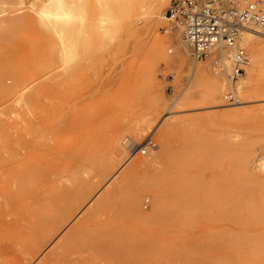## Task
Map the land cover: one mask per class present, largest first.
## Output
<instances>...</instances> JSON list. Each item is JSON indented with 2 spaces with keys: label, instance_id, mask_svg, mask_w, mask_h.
I'll return each instance as SVG.
<instances>
[{
  "label": "rangeland",
  "instance_id": "1",
  "mask_svg": "<svg viewBox=\"0 0 264 264\" xmlns=\"http://www.w3.org/2000/svg\"><path fill=\"white\" fill-rule=\"evenodd\" d=\"M45 1L0 0V63H6L11 70L0 77V85L5 83L13 87L18 79L21 83L20 93L3 94L0 90V226L2 221L11 218L9 215L15 207L24 203V196L13 200L10 195H24L33 188V176L37 172L34 161H43L47 166L49 187L62 199L55 206V214L59 209L56 216L64 224L46 242L35 238L19 240L18 249L0 255V264H109L110 260L105 259L108 261L105 262L103 258L102 262L96 259L86 263L83 252H88L82 250L81 244H75L73 251L64 250L55 255H51V251L85 216L94 221L91 220L89 226L95 228L90 230L92 233L103 228L104 219L111 225L107 216L116 210L114 201L121 202L116 200L120 192L116 194L114 190L133 192L140 200V210L136 214H150L154 207L153 196L158 194V189L159 193L165 189H161L163 186L157 188L158 184L149 185L153 176L165 166L172 167L170 162L182 159L184 153V159L196 176L211 180L223 175V171L229 173L230 163L226 162L223 167V153L204 146L216 140L208 138L213 132H208L210 128L225 130V145L237 148V157L244 165L238 174L240 219L231 225L241 240L239 259L233 258V263L264 264V183L260 182H264V169H261L264 167V91L258 90L264 86V62L257 58V48H254L255 43L264 44V34L245 32L251 35L250 41L244 40L243 44L250 63L244 74L234 81L229 77L231 70L225 73V69L216 68L211 60L194 59L180 34L163 32L168 23L163 15L171 0H165L153 21L151 33L145 28L144 18L137 16L133 18L132 28L124 30L125 35L123 32L113 41L99 33L96 0H65L67 9L74 14L72 21L59 34L45 33L36 20L38 7ZM12 18L17 20L13 29L8 27ZM154 38L161 44L165 57L161 58L155 51ZM61 47L66 50L60 57ZM38 59L50 62L48 69L39 76L41 81L47 79L48 82L43 114L23 100L37 86L38 79L32 80V71ZM193 66L201 70L200 76L190 77ZM214 85L220 89L218 96L207 97L206 91ZM229 92H235L239 103L225 98ZM220 98L226 105H218ZM230 109H239L240 113H226ZM197 115L217 118L214 122L188 120ZM147 117L152 118L151 127L144 128ZM169 121L176 123L177 129L170 134V147L165 151L162 134L171 124ZM113 134H120V141L128 139L126 152L122 151L125 149L122 144L119 149L110 143ZM131 144L135 146L133 150ZM146 144L147 153L138 152V147ZM229 154L225 155L228 159L231 158ZM143 158L151 161L138 163ZM247 175L255 177L253 190H248ZM84 193L87 194L82 198ZM106 196L109 201L104 202ZM122 197L123 204L126 200ZM111 201L115 204L113 210L110 209L114 206ZM97 204H101L99 210ZM69 208L73 210L68 211ZM91 209L96 216H91ZM125 210V218L119 216V222L111 218L116 216L112 212L110 218L115 224L119 223L118 226L130 219L129 223L133 221V214L128 213L131 218L127 219L128 210ZM137 220L136 225L133 222L134 225L128 223V226L143 238H158V242L159 238L163 241L173 236L170 219L159 220V227L158 222L150 224H155L154 229ZM206 223L204 220L196 225V234L204 231ZM124 226L119 228L121 232L128 227L126 224L123 229ZM127 230L124 233L131 232ZM159 242H155L150 253L134 252L128 257L114 258L113 264H154L156 256L165 257L163 261L168 263L164 264H173ZM204 244L207 249L209 245ZM158 250L164 255L158 254ZM175 263L179 264L177 260Z\"/></svg>",
  "mask_w": 264,
  "mask_h": 264
},
{
  "label": "bare ground",
  "instance_id": "2",
  "mask_svg": "<svg viewBox=\"0 0 264 264\" xmlns=\"http://www.w3.org/2000/svg\"><path fill=\"white\" fill-rule=\"evenodd\" d=\"M10 1L12 2L18 1L19 3H25L27 0H10ZM164 3H165V0H96V4H97L96 6L97 14L96 15H97V18L100 19L99 27L97 26L99 33L103 36L108 37L110 40L114 38L117 39L119 38L118 36H120L123 32L125 35L126 31L124 30L132 28L131 24L133 22V18L137 16L144 18L145 28L151 33L154 28L153 21L155 20L156 16L159 14ZM73 16H74L73 12L67 9L65 0H47L43 2V4H40V6L38 7V19L36 20L38 21V23L41 26V29L45 33L59 34L63 31V29L65 28V25L72 21ZM163 17L166 18V11ZM8 24H9L8 27H11L13 29L17 25V20L15 18H12V20H10V23L8 22ZM163 32H165L164 28H163ZM245 32L255 34V32H259V30L253 27L244 29V31H242V42H241L242 45L244 44L245 41H250V38H251V35ZM165 33H168V32H165ZM176 33L180 34L179 32H173L169 34H176ZM183 43L186 44L185 42ZM153 47L161 58L165 57L162 51L161 44L156 38H154L153 40ZM254 48H257V58L260 57L259 59L261 60V62H264V44L261 42L255 43ZM65 50L66 48L64 47L59 48L58 53L60 54V57L61 55L62 56L64 55ZM190 54H191V51H190ZM222 61H223V68L221 69L223 70L225 69L224 70L225 73H229L230 70H232V66H233L232 59L230 58L228 54L223 53ZM254 62H256V59ZM249 63L250 62H249V56H248V62L244 67L245 71L247 70ZM182 64L183 65L185 64L183 60H182ZM49 66H50L49 61L41 60V59H38L37 61H35V64L33 65V71H32V77H33L32 80L38 79L37 86L34 88V90L31 93H29V95H27L26 98H23V100L26 99L27 102L30 103L31 106L35 108V111L38 110L40 113L45 111V107L44 108L42 107H43V104L45 103V98H47L46 95L48 91V82H46L47 79L45 77L44 78L46 80L41 81L39 76L46 69H48ZM216 68H219V67H216ZM10 71H11L10 67L6 63H0V77H4L8 75ZM200 74H201V70L197 66H193L190 69V77L200 76ZM20 84H21L20 79L17 80L15 86L13 87H10L6 85L5 83L4 84L2 83L0 85V90L3 94H9V93L17 94L21 92ZM258 90L264 91V86H262ZM219 91L220 89L215 87L214 85L213 87L208 88V91H206L205 95L210 98H215L218 96ZM228 94L235 96L236 99L238 98L235 95V92L233 93L229 92L225 94V98H228L226 97ZM219 100L220 101L218 102V105H226V102L221 100V98ZM234 102H238V99L237 101H234ZM226 113L239 114L240 110L230 109V111H227ZM216 118L217 117L215 115H207V116L197 115V116L188 117V120H190L191 122L197 121L199 123V121L205 119L204 121L214 122ZM151 122H152V118L147 117L144 128L151 127L150 126ZM176 126H177L176 123H171L169 124V127L165 130V132H163L162 141H163L164 150L165 149L168 150V147H170L169 146L170 141L168 142V140L170 139V134L173 133L174 129H177ZM145 130L143 129V131ZM210 131L211 132L213 131V132L212 134L209 135L208 138L213 137L216 140H214L212 144L207 143L208 145L206 144L204 146L205 147L207 146L208 149L209 148L216 149L214 150L216 153L217 152L223 153V167L226 162L227 163L229 162L230 163L229 165L231 167L229 168V173H225V171H223V175L215 176L211 180H206L204 178H201L200 175L196 176L193 173L195 172V170L194 169L192 170L188 162L184 159L186 154L184 153V157H183L180 153L182 159L176 158L174 163L170 162L171 166L173 165L172 167H167L165 166L166 165L165 164L164 165L165 167L162 169V171H160L159 173L153 176L151 183L149 185L152 186L153 184L155 186L158 184L157 188H160L163 186V188L161 189H164V188L165 189L164 190L160 189L161 190L160 193L158 189V194L155 193L154 195L155 197L153 196L154 207L152 208V212L145 216L137 215L138 210H140V206H139L140 200L136 197V195L133 192L131 193L127 191L128 193L127 192L124 193L123 190L121 191L120 189L112 191L113 193L120 192L119 193L121 194L120 198L123 195L127 197V195L129 196V193H131L130 196L126 199H124L125 197H122L123 201L126 200V202H124L125 207H124V203L123 204L121 203L122 199L120 198L116 199L118 200V202L121 200L120 204L117 203V201H114V203L118 205L119 212L117 211V205H116V210L112 211L114 214H116V216L115 215H114L115 217L113 216L111 210L109 211V213L111 212L110 217L113 216L111 218L112 219L114 218L115 221L118 220L119 222V219H121L122 216L125 218V211H126L125 209L129 211V212L127 211V214L128 213L133 214V216L131 215V217L133 218V221H131L130 223L129 221L132 219H130L128 222H126V219H124L127 226H128V223L130 226L131 224L136 225V219H138L142 223H146L149 225L158 222L156 224L157 226L159 225V220L161 219H170L172 221L171 225L173 229H171V232L169 230V232L173 233V236L170 239H166L163 241H161L159 238L161 242H159V240L158 242L160 243V247L162 251L164 253H167L165 255L167 256L169 255L171 257L168 260L169 262L173 264L174 262H176V260L179 264H234L233 258L235 259L237 257L239 259L238 250H239L241 240L239 238V235L234 231L231 225L237 224L240 219L239 211L241 212V210L239 207H240L241 194L239 193L240 184L238 181V174H239V171H241V169L242 170L244 169L243 168L244 165L241 159L239 160V158L237 157V148L236 147L233 148V146L229 147L225 145L226 140H227L225 130L223 131L219 129L217 130L216 128H210L208 132ZM139 133H141L140 129H139ZM141 136H143V134H141ZM120 139H121L120 134H113L110 137V143L115 148H119V149H121L120 146L122 144L123 147L125 148L122 151L126 152L125 150H127L128 148L127 147L128 139L126 140L124 139L122 141H120ZM140 139L141 138H139V140ZM181 144H182V141H181ZM188 149H189V146H188ZM226 151L228 152V154L230 152L229 155L231 158L229 159L226 158L225 155H228ZM138 152L140 151L138 150ZM177 154H179V152ZM150 161L151 160L149 158H143V159H139L138 163L148 164ZM33 165L37 169V172L33 176L34 183H35L33 185V188H31L27 192H24L26 193L24 195L20 193L10 195V199H13V200L21 196L22 197L24 196L25 198H24L23 204L13 209V212H12L13 214L9 215L11 216V218L5 219L1 223V226H0V239L1 240L0 241L2 243L0 245V255H2L5 252L12 251L13 249L14 250L18 249L17 242L19 240L27 241L32 238H35L42 242H46L49 239H51L59 231L61 226L64 224L63 223L64 221H62L61 218L57 217L59 209L56 213L57 216L55 214V210H56L55 206L57 205V202L61 198H58L59 196L57 197V193L55 192V190L53 191L49 187V176H48L47 166L45 162L43 161L35 162L34 161ZM247 169H249L248 166L246 170ZM261 169H264V167L263 168L261 167ZM166 170L169 172L165 173ZM248 177H249L248 190H253L255 186V181H254L255 177L254 178L251 176H248ZM247 178H245V181L247 180ZM260 182L264 183L262 181ZM243 186L244 184H242V187ZM258 191L260 192L259 189ZM122 193L124 194L122 195ZM86 194L87 193H84L82 198H84ZM106 200L109 201L108 196H106V199L104 202H106ZM114 203H112L111 201V204H114ZM115 204L114 206L112 205L113 207H111L110 209L112 210L113 208L115 209ZM121 204L122 206L120 208L119 205ZM96 206H98V204ZM99 206H98V210H99ZM96 209L97 208L95 207V210ZM71 210H73V208L68 209V211H71ZM90 211H92L90 212L91 216L97 215L93 213L94 209H91ZM69 213H72V212H69ZM129 214L127 216V219L128 217H130ZM85 217L86 218L79 219L80 221L78 220L79 222L76 223L77 225H75V227L73 226L74 228L72 229L70 228L71 231L69 230L70 231L69 235H67L68 232L67 234H65V236L67 237L65 238L63 237L64 239L61 240L54 247V249L51 251V255L52 254L55 255L58 252H61L64 250L73 251L74 249L73 247L75 244H79V246L81 244V247L84 246L82 247V250L88 252V253L83 252L85 253L84 258L86 260L85 261L86 263H89L96 259L101 261L100 259L103 258L104 260L105 259H107L108 261L110 260L109 264L111 263L113 264V262H115L114 258L128 257L134 252L143 253L146 251L150 253L152 251L151 248L154 247V244L158 243L157 242L158 238L153 237L154 240L156 239L155 241L149 237L143 238L142 235L139 236V234L131 230L130 226L127 227L130 230H127V228L125 227L126 226L125 223H123V225H121L120 223V226H118L119 223L115 224V221H112V219L109 216H107L108 220L110 221V223H112L111 225L113 224L114 225L111 226V225L106 224L107 219L106 220L104 219L103 221L104 224L101 222V224L104 225L103 228L101 225H99L102 229L100 231L98 230V232L93 231L92 233V231L90 230L92 229L95 230V228L91 229V227H89L91 225L92 218L88 216H85ZM63 218H64V214H63ZM65 219L66 218H64L63 220ZM204 220H206L207 222L205 225V228L203 229L204 231L201 232V234L199 233L200 235H198L195 232L196 225ZM95 221L97 224V220ZM92 222L94 221L92 220ZM120 222H123V221L120 220ZM141 222L139 223L143 226L144 224H142ZM167 223L168 221L166 222V224ZM98 224H100V222H98ZM154 225H150L152 226L151 228L154 229ZM121 226L122 227L124 226L123 229L126 228L127 231H131V232L124 233L126 230L125 231L123 230V232H121V229H119V228H122ZM161 227L162 228L160 229L161 230L164 229L165 231V228H163V226ZM86 231H89L90 233L89 232L86 233ZM164 231L161 233L164 234ZM83 236L86 238H84ZM166 236H167V233L165 234V237ZM81 237H83L84 239L83 238L81 239ZM145 239L146 240L148 239L147 242ZM149 240H151L150 244H149ZM120 242H122V244H120ZM204 243H207L209 245L207 249H206L207 245ZM116 244H119L120 247L116 248L115 247ZM149 245L151 247H149ZM157 246L159 245L157 244ZM30 249H36V248L30 246ZM82 250L80 249V251ZM80 251L79 252L77 251V253L81 254ZM157 253L164 255L162 254V252H159V250ZM160 258L161 257L158 258L156 256L154 258L155 260L154 264H162V263L164 264V262L168 263V261H163L165 257H163V259L162 258L160 259ZM179 259L181 262H179ZM107 260H105V262Z\"/></svg>",
  "mask_w": 264,
  "mask_h": 264
},
{
  "label": "built area",
  "instance_id": "3",
  "mask_svg": "<svg viewBox=\"0 0 264 264\" xmlns=\"http://www.w3.org/2000/svg\"><path fill=\"white\" fill-rule=\"evenodd\" d=\"M166 18L165 32H179L197 60H211L223 68V53L228 54L233 62L229 77L236 81L248 62L242 31L253 27L264 34V0H171ZM226 97L233 102L238 99L231 94ZM147 146L140 145L138 150L145 154Z\"/></svg>",
  "mask_w": 264,
  "mask_h": 264
}]
</instances>
